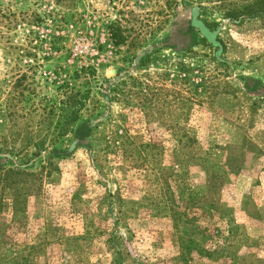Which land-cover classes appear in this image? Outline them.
<instances>
[{"label": "rangeland", "instance_id": "obj_1", "mask_svg": "<svg viewBox=\"0 0 264 264\" xmlns=\"http://www.w3.org/2000/svg\"><path fill=\"white\" fill-rule=\"evenodd\" d=\"M261 1L0 0V264H264Z\"/></svg>", "mask_w": 264, "mask_h": 264}, {"label": "trees", "instance_id": "obj_2", "mask_svg": "<svg viewBox=\"0 0 264 264\" xmlns=\"http://www.w3.org/2000/svg\"><path fill=\"white\" fill-rule=\"evenodd\" d=\"M258 2L257 3H261L262 1L261 0H257ZM109 35H110V38L113 40V42L115 44H120L122 43L125 39L123 38V35H122V31H121V28L119 25H116V24H111L109 26ZM77 118L76 115H74V118L75 119Z\"/></svg>", "mask_w": 264, "mask_h": 264}]
</instances>
